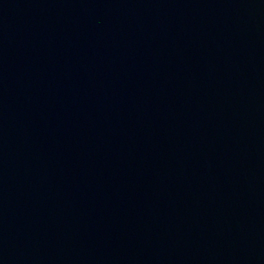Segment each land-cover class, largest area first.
I'll return each instance as SVG.
<instances>
[{"label": "water", "instance_id": "obj_1", "mask_svg": "<svg viewBox=\"0 0 264 264\" xmlns=\"http://www.w3.org/2000/svg\"><path fill=\"white\" fill-rule=\"evenodd\" d=\"M0 264H264V0H0Z\"/></svg>", "mask_w": 264, "mask_h": 264}]
</instances>
